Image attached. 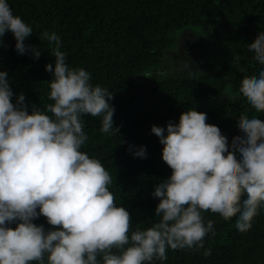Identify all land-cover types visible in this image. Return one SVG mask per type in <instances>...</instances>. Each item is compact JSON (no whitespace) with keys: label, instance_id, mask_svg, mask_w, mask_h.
Masks as SVG:
<instances>
[{"label":"clouds","instance_id":"obj_1","mask_svg":"<svg viewBox=\"0 0 264 264\" xmlns=\"http://www.w3.org/2000/svg\"><path fill=\"white\" fill-rule=\"evenodd\" d=\"M11 31L20 54L41 52L25 39L33 28L14 15L8 0H0V38ZM42 39L55 46V69L49 82V103L33 105L29 114L14 95L7 72L0 71V264H151L167 260L169 249L199 250L204 238L215 235L214 222L203 213L236 219L241 233L252 228L264 207V69L244 76L239 93L256 114H241L242 135L228 138L207 114L189 109L179 124L167 129L152 126L164 145L162 158L171 168L170 178L159 183L153 196L159 199L151 227L132 229V217L109 190L112 176L102 162L82 151L89 137L83 117H101V132L113 127L114 95L91 84L84 68L66 63V53L55 32L45 30ZM2 43V40H0ZM253 59L264 66V31L249 45ZM235 56L233 63H238ZM165 131L167 135H165ZM146 158L141 147L134 154ZM39 209V211H37ZM47 219L50 229L33 221ZM15 223V228L10 225ZM211 249L205 251L209 256Z\"/></svg>","mask_w":264,"mask_h":264},{"label":"trees","instance_id":"obj_2","mask_svg":"<svg viewBox=\"0 0 264 264\" xmlns=\"http://www.w3.org/2000/svg\"><path fill=\"white\" fill-rule=\"evenodd\" d=\"M14 15L33 28L25 39L41 52L26 50L20 54L11 31L0 38V71L7 72L14 93L19 95L29 114L33 105L54 103L48 99L49 82L54 78V44L42 39L47 30L61 39L66 63L84 68L91 74V84L107 88L114 98L113 127L119 132L105 134L99 129L101 117L84 116V131L89 139L82 151L99 159L112 176L109 190L117 206L125 207L132 217V229L145 230L160 217L155 216L159 199L156 186L170 178L171 168L163 161L160 138L152 126L167 129L169 122L179 124L189 109L207 114V123L216 125L228 138L242 135L238 127L241 114H256L239 87L244 76L258 75L264 69L253 59L248 48L264 31V0H8ZM194 26L205 33L197 48L195 61L212 63L208 71L157 75L145 72L164 56L178 48L189 52L185 41L195 48L194 38L180 39L183 28ZM224 33V36L222 35ZM223 37V39H221ZM207 42L213 46L204 52ZM238 56V63H233ZM52 64L53 73L46 71ZM210 65V64H209ZM208 65V66H209ZM168 71V69H167ZM193 73V72H192ZM264 119V114H257ZM165 135L167 132L165 131ZM141 147L146 158L135 156ZM39 211V209H37ZM205 222H214L215 235L204 238L199 250L167 251V260L151 264H264V207L244 233L237 230V217L225 221L219 214L203 213ZM51 228L44 216L33 221ZM15 228V223L10 225ZM211 254L205 256L206 250ZM38 264V262H33Z\"/></svg>","mask_w":264,"mask_h":264},{"label":"rangeland","instance_id":"obj_3","mask_svg":"<svg viewBox=\"0 0 264 264\" xmlns=\"http://www.w3.org/2000/svg\"><path fill=\"white\" fill-rule=\"evenodd\" d=\"M222 35L224 36V33ZM184 37H186V39H188L187 37L194 38L197 43L195 45V48L191 50V48L193 47V43L187 40L185 41L184 46L188 45L190 49L189 52L179 50L178 48L172 49L167 58L166 56H164V58L157 65L147 67L144 70V73L148 72L157 75L174 74L178 76L179 73H185L188 74L186 76H189L208 71L212 66V63H209L208 60L207 62H194L197 48L200 47V45L205 41V33L194 26H188L183 28L182 32L180 33V39H183ZM221 39H223V37ZM203 49L204 52L210 53L213 51V46L205 42V45H203Z\"/></svg>","mask_w":264,"mask_h":264}]
</instances>
